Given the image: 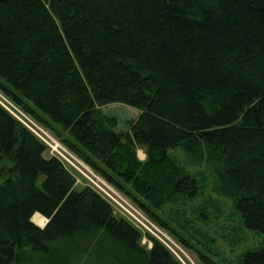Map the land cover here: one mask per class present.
<instances>
[{"label":"trees","instance_id":"1","mask_svg":"<svg viewBox=\"0 0 264 264\" xmlns=\"http://www.w3.org/2000/svg\"><path fill=\"white\" fill-rule=\"evenodd\" d=\"M0 91L199 264L219 255L170 206L202 182L171 151L264 234V0H0ZM111 104L139 111L130 131ZM46 153L0 106V264H184ZM239 264H264V245Z\"/></svg>","mask_w":264,"mask_h":264},{"label":"rangeland","instance_id":"2","mask_svg":"<svg viewBox=\"0 0 264 264\" xmlns=\"http://www.w3.org/2000/svg\"><path fill=\"white\" fill-rule=\"evenodd\" d=\"M102 110L105 115L118 119L117 131L123 133L130 131V123L136 121L140 114L138 110L124 104H111L103 107ZM47 152L45 156L49 158L51 155L49 151ZM171 155L177 158L180 165L190 175L201 179L203 188L201 194L194 201L187 204L180 203L177 206H170V208L187 216L193 226L190 232H195L198 237L200 235L203 241L210 245L211 249L219 255V257H215V260L219 264H239L243 255L247 252L263 247L264 234L250 231L245 227L234 200L221 195L219 189L222 187V182L217 174L214 173L215 171L206 164L194 162L188 154L181 150L171 151ZM138 156L142 161L146 160L147 156L144 148L139 149ZM75 175L79 177V175ZM87 183L86 180L80 178V183L77 187L79 189L84 188ZM166 234L173 241L171 242L173 250L184 264H199L193 252L184 250L167 232ZM149 240L145 239L142 244L151 249ZM181 256L188 263H185Z\"/></svg>","mask_w":264,"mask_h":264},{"label":"built area","instance_id":"3","mask_svg":"<svg viewBox=\"0 0 264 264\" xmlns=\"http://www.w3.org/2000/svg\"><path fill=\"white\" fill-rule=\"evenodd\" d=\"M0 106L15 119L20 121L43 144L46 145L47 151H49V154L51 155L50 157H55L61 161L66 169L74 175L77 185L80 183V178L86 180L88 182L86 187H90L108 201L114 208L116 216L125 218L139 229L144 234V240H149V236H152L161 241L175 253L173 250V244L171 243L173 241L167 236L166 232L161 227L153 222L138 206L130 201L129 198L117 191L115 187H113L101 175L96 173L87 163L71 152L48 129L44 128L32 117L24 113L2 91H0ZM75 174L79 175L80 178ZM149 242L152 247V241L149 240Z\"/></svg>","mask_w":264,"mask_h":264},{"label":"water","instance_id":"4","mask_svg":"<svg viewBox=\"0 0 264 264\" xmlns=\"http://www.w3.org/2000/svg\"><path fill=\"white\" fill-rule=\"evenodd\" d=\"M49 222V220L46 218V224H45V226L47 225V223ZM41 228H44V227H41ZM181 259V258H180Z\"/></svg>","mask_w":264,"mask_h":264}]
</instances>
